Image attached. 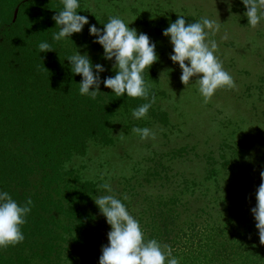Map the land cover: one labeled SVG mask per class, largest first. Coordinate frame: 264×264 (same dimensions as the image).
<instances>
[{"label": "trees", "instance_id": "obj_1", "mask_svg": "<svg viewBox=\"0 0 264 264\" xmlns=\"http://www.w3.org/2000/svg\"><path fill=\"white\" fill-rule=\"evenodd\" d=\"M61 9L62 0H0V189L9 191L19 203L28 198L33 202L22 226L24 240L0 248V264H88L78 253L83 249L80 242H94L90 234L100 231L99 223L106 221L88 206L92 197L102 193V185L81 179L78 170L67 164L85 154L90 140L113 143L109 127L117 107L132 110L148 102L117 97L103 84V93L95 99L79 93L81 76L71 72L66 59L76 47L81 53L88 51L94 64L105 65L108 71L102 78L114 71L112 62L103 60L102 47L92 42L89 27L74 33L73 42L52 40L53 32L59 30L52 17ZM108 18L90 23L102 28L100 23ZM42 41L55 50L39 53ZM85 44L87 49L80 47ZM148 71L145 80H153V67ZM153 95L157 93L150 87L149 99ZM148 116L168 123L166 111L154 104ZM184 148L170 155L184 160L188 158ZM151 169L147 176L153 175ZM140 172L130 179H137ZM142 180L161 181L159 191L153 195L144 189L147 204L137 211L130 192L131 213L140 221L146 239L171 245L180 264H264V244L255 221L248 220L249 205L240 211L234 194L229 199L202 201L199 193L198 198L184 201L183 194L195 193L194 179ZM168 182L174 189L170 193L165 189ZM135 187L133 183L129 190L136 192Z\"/></svg>", "mask_w": 264, "mask_h": 264}, {"label": "rangeland", "instance_id": "obj_2", "mask_svg": "<svg viewBox=\"0 0 264 264\" xmlns=\"http://www.w3.org/2000/svg\"><path fill=\"white\" fill-rule=\"evenodd\" d=\"M80 4L79 14L87 16L89 24L96 18L120 16L129 27L156 42L159 61L152 65L154 79L146 82L157 93L154 105L166 111L168 123L150 116L136 120L132 110L117 107L109 127L113 143L88 141L85 154L73 157L68 168L78 170L83 180L111 184L121 198H129L131 192L136 211L147 204L144 189L157 195L161 182L142 179H194L195 195L186 192L184 201L199 193L202 201L229 199L234 194L240 211L245 212L249 205L247 217L254 223L250 208L264 180V21L255 28L248 25L241 0H80ZM177 15L185 16L186 22L205 16L219 18L220 31L209 39L217 42L216 55L233 76L235 88H219L205 101L194 82L196 77L189 85L182 84L181 70L169 60L171 45L162 36L169 25L166 20H176ZM167 69H173L169 81L167 73H162ZM133 127L152 128L157 133L155 140L141 141ZM182 147L188 158L173 159L170 154ZM149 166L153 175L147 176ZM138 170L137 179H130ZM140 181L143 187L137 185ZM133 183L136 192L129 190ZM167 185L165 189L172 192L169 182ZM124 203L131 211L129 199ZM88 206L99 211L93 199ZM98 227L100 231L90 234L94 242H80L83 249L78 256L82 254L88 264H98L101 246L108 243L110 226L104 221Z\"/></svg>", "mask_w": 264, "mask_h": 264}, {"label": "clouds", "instance_id": "obj_3", "mask_svg": "<svg viewBox=\"0 0 264 264\" xmlns=\"http://www.w3.org/2000/svg\"><path fill=\"white\" fill-rule=\"evenodd\" d=\"M245 6L247 24L257 27L264 21V0H241ZM80 0H62V9L52 17L59 30L53 32L52 40L59 42L70 40L74 33H80L85 25H89V35L94 37L93 43L102 49V58L112 62L114 75L101 77L106 69L102 63H93L88 51H76L66 59L70 62L73 74L81 76L79 93L95 99L100 93L101 84L111 89L117 97H139L148 102L132 109L133 119L140 120L148 116L155 103V96L150 97V85L145 80V71L159 61L156 42L147 33L138 32L129 27L120 16H110L106 23H100L102 28L89 24L85 15L79 14ZM186 17L177 15L174 22L162 30V36L168 38L171 45L169 60L178 65L181 70L182 84L189 85L194 80L198 84L199 93L205 101L209 100L219 88H235L233 76L224 69L222 61L216 55L218 44L209 39L220 31L221 21L201 17L195 22H186ZM227 38L226 36L224 37ZM87 49L88 45H81ZM39 53L55 50L48 41L38 44ZM187 61V63H186ZM167 69L162 73H169ZM173 91V90H172ZM141 141L155 140L157 133L149 127H133ZM264 178V171L261 172ZM224 182V181H223ZM103 194L93 198L99 213L105 217L110 226L107 233L108 243L101 246L98 264H180V257L174 255V249L169 244H161L156 239H146L140 221L131 213L124 200L115 194L111 184L102 186ZM256 204L250 208V214L255 221L259 240L264 244V180L256 189ZM31 198L19 203L9 191L0 189V248L16 245L24 240L22 226L31 212Z\"/></svg>", "mask_w": 264, "mask_h": 264}]
</instances>
